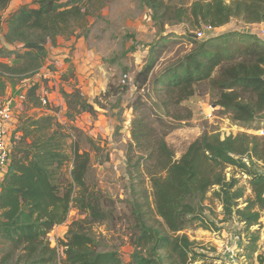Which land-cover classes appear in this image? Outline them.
<instances>
[{"label": "trees", "instance_id": "obj_1", "mask_svg": "<svg viewBox=\"0 0 264 264\" xmlns=\"http://www.w3.org/2000/svg\"><path fill=\"white\" fill-rule=\"evenodd\" d=\"M12 1L0 0V16L8 26L5 45L0 46V95L9 83L16 86L32 78L47 64V44H56L59 37H73L78 29L88 36L90 18L99 17L112 0H37V7L24 4L4 17L2 13ZM142 2L160 29L182 25L185 34H168L152 46L149 61L134 78L140 92L137 103L149 86L173 95L174 102L180 103L195 95L197 84L209 81L218 90L215 104L234 120L251 123L264 116V39L245 29L206 39L196 37V31L206 25L221 28L234 19L247 26L264 23V0ZM185 42L192 46L190 51L156 72L170 45ZM12 58L19 62L7 61ZM39 88L40 83L34 82L28 98L37 101ZM124 88L127 90V84ZM62 94L68 116L94 112L95 105L79 89L62 90ZM20 131V145L12 146L0 191V264H124L119 251L100 249L94 236L95 224L113 218V202L88 183L89 151H81L76 141L72 154L68 152V139L73 137L69 125L47 114L28 118ZM154 133L144 118L135 119V143L149 142ZM147 157L157 160L164 175L150 173L155 212L141 181L133 185L131 264H194L206 257L198 251V243L182 232L196 221L210 228L200 207L211 190L223 206V221L237 219L244 224L247 241L243 254L251 257L257 251L262 235L253 227L262 225L264 217V170L259 169L260 165L264 169V137L241 132L223 138L217 132H204L179 159L159 137L154 149L141 156ZM134 166L140 167V163ZM229 167L249 176L253 197L243 203L240 200L246 189L237 176H227ZM73 208L85 217L71 222L61 241V257L51 244L50 233L67 222Z\"/></svg>", "mask_w": 264, "mask_h": 264}, {"label": "rangeland", "instance_id": "obj_2", "mask_svg": "<svg viewBox=\"0 0 264 264\" xmlns=\"http://www.w3.org/2000/svg\"><path fill=\"white\" fill-rule=\"evenodd\" d=\"M24 4L38 6L37 0H13L2 14L6 17L10 11ZM150 14L151 10L142 0H112L99 17L90 18L88 36L83 35V29H78L73 38L59 37L56 44H47L49 57L44 67L52 71L54 69L57 85L52 86L45 79L39 80L38 83L40 94L44 92L50 95L49 106L44 107L39 98L37 101L28 98L27 93L34 84L33 81L27 82L26 85L21 82L16 86L9 83L0 95L12 96L19 104L8 137L11 138L14 148L20 145L23 135L20 130L28 118L50 114L69 125L73 135L68 139L69 153L72 154L71 146L76 141L81 151H89L92 166L87 178L88 183L113 202L111 208L114 211L111 220L104 224H95L92 230L99 248L119 251L124 264H131L134 253L131 241V209L133 185L139 181L155 212L150 173L164 175V172L161 171L157 160H151L150 157L145 160L141 158L154 149L155 139L164 138L175 151V158L179 159L188 146L204 132H217L223 138L241 132L264 137V116L251 123L234 120L229 113L215 104L218 90L209 81L197 84L195 95L180 103L174 102L173 95L162 90L157 91L152 86L146 91L142 90L144 95H141L138 103L136 102L140 92L134 84V78L149 61L152 46L168 34H185L182 25L160 29L152 21ZM262 24L264 26V23H261L253 28L256 33L264 30V27H260ZM244 25L242 21L234 19L224 28L215 30V35L247 30ZM6 28L7 23L0 16V46L5 45ZM191 48L187 42L170 45L161 56L156 72L162 65L184 55ZM17 62L19 60L10 61ZM125 84L127 90H124ZM77 89L95 105L94 112L68 116L62 90L73 92ZM24 93L26 99L19 102V96ZM165 102L167 105H164ZM138 118H144L155 129L153 138L142 145L135 143L132 136L133 124ZM138 163L140 167H135ZM71 167L70 164L67 168ZM259 169L264 170L262 165ZM131 171H135L134 175ZM226 171L228 177L237 176L239 184L246 189L241 203L246 198L253 197L247 174L235 167H229ZM213 192L211 190L207 193L200 207V212L206 223L210 224V228L205 229L196 221L182 232L198 243V251L207 255L194 264H264V217L261 218L262 225L253 227L261 231L259 247L251 257L246 256L243 254L247 241L244 224L237 219L223 221V206ZM153 216H156L155 213ZM83 217L84 213L73 208L67 222L57 225L51 231V244L58 248L61 257L64 256L61 241L65 239L71 222ZM157 219L161 220L160 217ZM226 245L235 247V257L226 253Z\"/></svg>", "mask_w": 264, "mask_h": 264}, {"label": "built area", "instance_id": "obj_3", "mask_svg": "<svg viewBox=\"0 0 264 264\" xmlns=\"http://www.w3.org/2000/svg\"><path fill=\"white\" fill-rule=\"evenodd\" d=\"M216 29L217 28L211 25H206L201 30L196 31V37L199 39L212 37ZM257 34L261 39H264V30H262L261 33L257 32ZM7 61L10 62L11 59ZM53 71L50 68L43 66L41 70L34 77L24 79L22 81V84L26 85L27 82L29 83L32 81L39 82V80L45 79V81L52 84V86H56L57 83L54 80L55 75ZM36 79L38 81H35ZM37 93L39 96L40 103L44 107H47L51 104V98L49 94L44 92L40 94V88ZM25 99H26V94L24 93L19 96L18 101L22 102ZM15 101L16 100L12 96L11 97L0 96V191L2 188L4 177L8 172L11 162L12 143H11V138L8 139V137L11 134L13 128L12 123L15 119L14 117L16 115V110H17L16 108H18L19 106V104H17ZM225 250L229 256L231 257L236 256L235 247H232L231 245H226Z\"/></svg>", "mask_w": 264, "mask_h": 264}, {"label": "crops", "instance_id": "obj_4", "mask_svg": "<svg viewBox=\"0 0 264 264\" xmlns=\"http://www.w3.org/2000/svg\"><path fill=\"white\" fill-rule=\"evenodd\" d=\"M227 1H231V0H227ZM15 10H16V9H15ZM13 11H14V10H13ZM10 12H12V11H10ZM227 25H228V24H227ZM225 26H226V25H225ZM225 26H223V27H221V28H224ZM244 26L247 28V30H249V29L251 28L250 31L255 32V30H254L253 28L256 27L257 25L255 24V25H252V26H251V25H249V26L244 25ZM181 27H182V26H181ZM260 27L263 28V27H264L263 24H262ZM7 28H8V26H7ZM7 28H6V30H7ZM221 28H217L216 30L221 29ZM6 30H5V32H6ZM215 34H217V33L214 32V34L212 35V37H214ZM215 36H216V35H215ZM71 38H73V37H71Z\"/></svg>", "mask_w": 264, "mask_h": 264}]
</instances>
